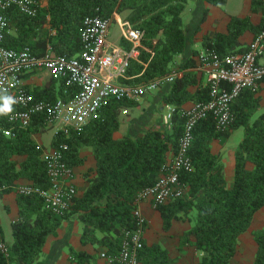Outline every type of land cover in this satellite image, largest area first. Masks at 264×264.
<instances>
[{"label": "trees", "instance_id": "trees-1", "mask_svg": "<svg viewBox=\"0 0 264 264\" xmlns=\"http://www.w3.org/2000/svg\"><path fill=\"white\" fill-rule=\"evenodd\" d=\"M35 1L45 2V5L34 18L25 17L16 9L7 14L8 28L11 23L17 28V36L12 39L18 49L29 45L34 51L43 53L49 46L57 54H77L82 19L95 14L108 17L116 12L134 28L143 31L142 44L146 49L140 51L137 60L129 62L126 79L121 82L137 84L163 77L170 73L174 57L185 50L181 15L188 0ZM200 1L213 6L227 2ZM251 11L261 12L259 25L253 26L247 17H233L226 34L210 32L203 36V48L211 49L221 57L239 52L238 40L244 32L257 34L264 28V0H251ZM206 14L204 10L203 18ZM18 28L26 37H18ZM189 66L193 64H184L180 68L181 74L176 75L173 82L163 85L166 90L161 102L174 108L169 131L150 126L139 136L119 135L121 113L136 103L107 100L97 117L81 129L71 128L67 135L53 137V147L61 142L66 144L65 161L71 167L83 163L80 149L90 148L95 168L89 170L91 174L86 177L88 186L62 218L45 210L40 197L17 195L18 219L11 226V242H5L6 253L0 251V264H42L46 239L55 235L61 221L69 217L81 224L82 245L102 247L108 254L118 252L123 231L134 226L132 212L136 208L138 192L157 182L162 167L176 148L182 128V106L206 99V85L190 92L189 88L198 86L199 82L194 72L185 69ZM35 94L53 100L51 95ZM6 98L0 93V108ZM9 107L11 111L16 109L12 102ZM11 111L0 112V123ZM232 112L233 123L225 132H216L210 119L197 124L189 152L191 170L181 176L186 193L157 209L165 232L170 230L173 220L190 224L179 239V248L190 246L196 251L193 264H231L239 237L248 231L257 211L264 208V112L260 111L258 100L249 90L243 91L234 101ZM46 128L43 120L38 118L27 129L17 132L15 138L0 137V185H13L16 180L25 179L33 185L47 187L42 149L32 139V134L43 133ZM239 128L243 129V137L235 148L232 180L227 182L221 157L212 152L211 143L228 138ZM20 155L25 156V160L17 164L13 158ZM251 235L256 245L252 264H264V223ZM70 256L75 264H95L97 260L95 254L84 251H71ZM138 262L178 264V257H171L160 244L143 242Z\"/></svg>", "mask_w": 264, "mask_h": 264}, {"label": "built area", "instance_id": "built-area-1", "mask_svg": "<svg viewBox=\"0 0 264 264\" xmlns=\"http://www.w3.org/2000/svg\"><path fill=\"white\" fill-rule=\"evenodd\" d=\"M40 8L41 3L35 0H0V93L16 106L15 110L6 115L5 121L0 123V137L15 138L17 132L27 129L38 118L47 127L53 128L55 134L67 135L69 129H81L97 117L105 101L138 102L146 94L173 82L177 75L171 72L137 84L121 82V79H126L129 62L137 60L140 51L146 49L142 44L143 31L134 28L116 12L108 17L95 14L82 19L80 50L77 54H57L51 49L38 53L29 45L20 49L7 47L8 12L16 9L21 15L34 18ZM113 20L127 47L108 42L109 26ZM263 55L264 28L241 54L221 57L208 48L198 52L196 68L206 76V99L192 102L189 107L180 110L182 128L176 148L162 167L157 182L138 192L136 208L132 212L134 226L123 231L118 252L108 254L103 251L99 254L107 264H139L138 253L143 247V233L151 223L140 209V203L147 202L152 209H158L183 197L186 186L181 176L191 170L189 152L197 124L210 119L216 132L222 133L229 129L234 120V101L243 91H254L264 81V64L259 62ZM37 70L47 71L52 79L61 81L65 87L64 92L68 91L69 96L65 99H42L27 91L22 76ZM166 108L162 124L168 128L171 126L174 108ZM66 150V144L61 142L45 155L47 187L32 183L2 184L0 192L11 190L17 195H36L42 200L45 210L57 217H64L77 198L73 168L65 161ZM0 251H7L1 229Z\"/></svg>", "mask_w": 264, "mask_h": 264}, {"label": "crops", "instance_id": "crops-1", "mask_svg": "<svg viewBox=\"0 0 264 264\" xmlns=\"http://www.w3.org/2000/svg\"><path fill=\"white\" fill-rule=\"evenodd\" d=\"M44 5L45 2L41 3V7ZM186 7L187 4L185 8ZM204 10L207 11L205 18H203ZM187 13L189 14V16L187 17L186 21L183 22V29L186 39L185 50L182 54L174 57L170 73L176 72L177 75H180V68L184 64H193L192 67L189 66L188 68H185L187 71L194 72L199 82L198 86H192L189 88L190 92L193 93L199 87L202 88L206 85L205 74L198 71L196 68L197 54L203 49V36L210 32L226 34L228 24L233 17H247L253 26H257L261 23L262 14L260 11H251V0H227V2L222 6H213L200 0H192L191 6L188 9ZM45 27L47 29L49 28L48 23L45 24ZM18 29V37L21 38V35H23V37H26L24 31L21 30V28ZM16 32L17 28L13 27L11 23L10 29L8 28V34L5 39V44L7 47L18 49L16 48V44H13L12 39L13 37L17 36ZM50 32L51 34H54V31L50 30ZM255 35L256 34L252 31L244 32L238 40L239 52L235 54H241L246 51ZM30 39H33V37H30ZM108 42L116 46L127 47V44L121 39V37L117 41H111L108 36ZM47 49L51 48L47 46ZM259 62L261 64H264V55L259 59ZM22 80L25 89L32 93L36 98L42 97L37 96L35 93H38L42 96L51 95L52 99H65L69 96L68 91L64 92V84L61 81L53 80L47 71L37 70L25 73L22 76ZM164 87L165 86L161 87L154 94V97L151 98V103L147 107L141 108L139 111L138 109L140 108V105H138L136 101H128L130 103H136V105L132 106L130 104L127 109L123 110L124 112L131 111L132 114L126 120L121 119L120 127L118 130L119 135L131 134L139 136L147 127L150 126L155 129L166 131L170 130L171 126L168 128H164L161 125V118L166 113L167 109L166 106H164L161 102L162 95L166 90ZM252 92L254 97L258 100L260 111L264 112V81L261 82L258 88ZM151 93L149 94V96L151 95ZM191 103L192 102H187L182 106V108L189 107ZM156 105H159L158 113L160 117H158V119H155L154 116H152L151 118L150 115L153 109H155ZM137 112L138 115H136ZM144 113H147V115L150 116L149 119L141 120ZM33 122H36V120H34ZM46 129L47 130L43 133L32 134V139L42 149L43 157H45V155L53 147L52 139L56 135L53 128L47 127ZM233 132L234 131L230 133L228 138L214 140L211 143L212 152L214 154H218L221 157L222 163L224 165V175L227 182H230L232 180L234 172V152L237 145L229 142L230 136L233 134ZM216 141H222V144L220 145V148L218 150H214L213 148V143ZM79 156L84 159L83 163L79 166H72L74 172L73 184L75 185L77 191V198L84 193L88 186L86 177L87 175L91 174L89 170L95 168V159L90 148H81L79 151ZM23 160H25V156L22 155L14 156L13 158V161L17 164L22 162ZM28 183L31 182L25 179H18L13 184L23 185ZM139 207L145 214V216H147L149 219L152 218L153 220V225H149L143 233V242L148 245L155 243L162 245L168 251L171 257H178V264H193L197 258L196 251L190 246H182L181 248H179V239L183 235V233L190 228L189 223L182 220H173L170 230L168 232H165L162 229V220L159 210L152 209L147 202L140 203ZM17 219V194L13 191L7 193L0 192V229L2 231L4 240L7 243L11 242V226L15 221H17ZM81 228V224L77 222L73 217L63 219L61 221L60 227L56 231V234L51 235L46 239V242L42 249V264H75L71 260V251H84L91 255L95 254L97 256L95 264H107L103 259L99 257V254L105 251L104 248L94 247L91 244L82 245L80 243ZM247 232H245V234H247ZM242 236H244V234L239 237L237 247H239L241 243V241L239 242V240L240 238H242ZM241 253H243L242 248Z\"/></svg>", "mask_w": 264, "mask_h": 264}, {"label": "rangeland", "instance_id": "rangeland-1", "mask_svg": "<svg viewBox=\"0 0 264 264\" xmlns=\"http://www.w3.org/2000/svg\"><path fill=\"white\" fill-rule=\"evenodd\" d=\"M191 3H192V0H188L187 7L185 8V10L183 11V13L181 15L183 22H185L187 17L189 16V14L187 12L191 6ZM120 35L121 34H120V30L118 28V25L113 20L109 26V34H108L109 39L111 41H117L120 39V37H121ZM160 88L156 89L155 91H152V93L150 92L151 93L150 96H149L150 93H148L139 102H136V103H138V105H140V108L138 109V111L141 108L147 107L151 103L150 102L151 98L154 97V94ZM139 103H141V104H139ZM125 112L123 111L121 113L120 118L122 120H126L132 114L131 111L130 112L128 111L126 113ZM158 112H159V105H156L155 109H153V111L150 114L151 118H152V116H154L155 119H158V117H160ZM136 115H138V112ZM139 115H140V112H139ZM149 117L150 116L147 115V113H144L141 120H147V119H149ZM150 122H151V120H150ZM161 125L165 128V126L162 124V120H161ZM242 137H243V129L242 128L236 129V130H234L233 134L230 136L229 142H232V143H234V145H237L240 142V140L242 139ZM221 144H222V141L214 142L213 143L214 150H218L220 148ZM150 221H151L150 226H152L153 225L152 218H150ZM263 223H264V208L257 211V213L254 215L253 222L249 228V231L247 232V234L244 233V236H242V238H240L239 242L241 241V243H240L239 247H237V250H236L237 254L233 258L231 264H252L256 245L252 239L251 232L260 229L262 227ZM155 244H158V243H155ZM237 246H238V244H237ZM241 248H242L243 253H241Z\"/></svg>", "mask_w": 264, "mask_h": 264}, {"label": "clouds", "instance_id": "clouds-1", "mask_svg": "<svg viewBox=\"0 0 264 264\" xmlns=\"http://www.w3.org/2000/svg\"><path fill=\"white\" fill-rule=\"evenodd\" d=\"M11 100L6 98L5 99V102H4V105H3V108H0V112H8V111H11V108L9 107V105L11 104Z\"/></svg>", "mask_w": 264, "mask_h": 264}]
</instances>
